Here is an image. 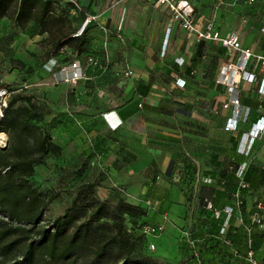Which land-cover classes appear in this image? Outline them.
Returning a JSON list of instances; mask_svg holds the SVG:
<instances>
[{"label": "rangeland", "instance_id": "374dc122", "mask_svg": "<svg viewBox=\"0 0 264 264\" xmlns=\"http://www.w3.org/2000/svg\"><path fill=\"white\" fill-rule=\"evenodd\" d=\"M74 1L79 3L80 0ZM106 1L102 0L103 4ZM111 1L113 0L109 2ZM182 1L187 2L193 9V19L198 26L213 20L224 30L237 31L243 46L254 50L253 46L257 42L262 44L264 36L260 28L264 25V0ZM130 2L134 5L137 1L122 0L119 5ZM147 2L143 1L145 10L136 7L139 13L131 11L127 13V16L135 20L139 28L143 26L146 40L152 42L159 23L154 20L155 8ZM72 10L74 13L71 12ZM12 11L13 9H10L8 13L0 17V90L8 89L7 99L18 92L30 95L34 103L33 110L38 114V117L30 120V123L45 130L52 141L61 147L58 154L49 153L37 160L33 174L27 178V181L37 188L40 197L46 202L49 201L43 210L40 225L50 226L54 218L61 214L75 198L76 209L80 211L86 208L87 215L93 209L92 205L97 202H105L112 207L120 200L132 201V195L122 186L107 185L111 183V179L104 169L92 171L91 166H88L84 160H80V130L73 120L75 115L80 114L77 110L79 100H76V96L80 95V84H68L52 95L53 85L44 82V73L50 72V58H54L59 63L67 59L66 53L71 55L75 53L74 47L78 44V40L74 38L73 20L78 13L74 6L66 2V9L58 11L53 9L56 16L45 22L44 27L47 30L44 32H41L42 25L34 19L28 21L23 27H19L12 18ZM68 14L72 15V20L61 18V15ZM112 36L109 32L97 33L82 40L79 47L80 52L92 53V56L99 59L97 60L102 68L98 72L99 82L95 86L115 94L121 90V79H126L124 72L126 66L124 59L122 60L121 47L124 48L127 42L119 41L120 43L117 42L116 46L109 47L107 43L111 41ZM96 40L102 41L101 45H97ZM104 41L107 43H103ZM110 49L118 62V68L109 71ZM204 50V68L211 72L224 56L219 53L214 44H207ZM181 101L184 99L180 98L176 103L183 105ZM207 118L209 119V115ZM189 126L172 179V185L184 201L183 212L175 220L169 218L166 224L141 219L139 216H124L127 232L132 234V240L135 243L126 264H177L185 255L183 251L186 254L191 253L192 245L189 241H194L195 238L196 241L198 240V242L195 241V249L202 254V260L206 264H222V261L228 258L231 259L229 264L235 262L244 264L242 259L232 254L231 248H238L244 253L248 244L254 247L253 237L260 238L264 233V226H258L252 221L256 211L254 204L264 203V193L260 187H253L240 194L244 204L237 214L243 218L244 223L241 224L236 219L234 222L242 228L241 235L234 241L226 235L218 236L219 220L215 217L214 209H220V207H215L213 203L209 207L208 201L213 199L220 204L232 201L234 192L229 189L226 192L224 184L206 180L208 176L205 172L209 171L207 167L211 166L212 160L216 159L220 152L226 149L232 152L234 147L238 146L240 151L242 147L244 151L247 148V141L245 145L239 143L236 145L235 141H231L230 136L223 131L222 122L214 111L207 124L202 120H196ZM7 142L8 137L0 133V147H6ZM247 155L250 156L249 164L256 174L260 169L263 170L264 164H261L262 160L259 158L260 155L264 157V136L251 145ZM221 161L223 159L216 162L221 163ZM229 162H233L231 158ZM232 181L238 183L235 176ZM215 191L219 194H215ZM85 205L88 206L84 207ZM263 213L264 209L259 212V214ZM0 220L2 221L1 229L29 227L25 221L10 219L1 211ZM145 225H161V230L147 235L142 231ZM20 235V230H12L6 241L16 239ZM239 238H242L241 241ZM151 244L154 248L150 247ZM257 247L258 253L264 252V239L257 240ZM219 249H222V252ZM15 252L7 254V257L0 256V264H16L20 257L10 258ZM214 254L215 259H213ZM119 263L121 261L117 262Z\"/></svg>", "mask_w": 264, "mask_h": 264}, {"label": "crops", "instance_id": "0c3cea01", "mask_svg": "<svg viewBox=\"0 0 264 264\" xmlns=\"http://www.w3.org/2000/svg\"><path fill=\"white\" fill-rule=\"evenodd\" d=\"M109 1L107 0L105 4L102 0L79 1L84 7L85 13L97 16L86 33L80 36V42L97 33L105 34V32L113 35L111 41L103 42L107 43L109 47L116 46L117 42L126 40L127 45L124 48L121 47L122 60L125 61V71L129 67L132 72L128 76L125 75L126 79H121V90L114 94L95 86L99 82L98 72L102 67L100 63V67L87 63L86 57L93 55L92 53L85 51L72 55L66 53L67 59L59 62L63 63L71 60L72 57H78L84 71V79L75 83L80 84V95L76 96V100H79L77 110L80 114L73 117L80 130V160H84L88 166H91L92 171L104 169L111 179V183H107V185L122 186L126 192L132 195L131 203L139 204L145 208L147 212L145 219L166 224L169 218L175 220L179 217L178 215L184 209V201L172 185V179L176 172L180 152L186 141L189 125L196 120H202L207 124L214 111L222 122L223 131L227 136H230L229 139L235 141L236 145L237 143L245 145L247 124H240L238 131L224 130V122L228 116V112L221 108L224 91L223 87L217 85L214 79L225 53L214 70L210 72L204 68V49L207 44L212 45L214 42L198 40L193 33L181 29L178 21L174 23L170 21L169 10L164 7H154L153 0H136V6L133 5V2L119 5L122 0H113L111 3L114 5L111 7ZM143 1H148L155 8L154 20L159 23L152 42L146 40L143 26L139 28L137 22L127 16V13H131V11L139 13L136 7L145 10L146 6ZM123 8H125V13L121 15ZM78 14L73 20L75 23L73 33L76 32L84 17L83 14H79V16ZM53 16H56L54 11ZM61 18L72 20V15H61ZM119 23L122 24V39L115 36ZM168 26H171L168 53L161 57L160 53ZM219 28L223 32L229 31L220 26ZM261 34L264 36L262 32ZM95 42L97 45H101L102 41L96 40ZM263 45L264 39L262 44L257 42L253 46L254 51L264 52ZM206 50L209 51V49ZM109 54V71L115 70L118 68V62L112 55L111 49ZM177 57L183 58V65L179 66L175 62ZM53 60L54 58H50V62ZM52 68L50 72L44 73V82L53 85L54 88L51 92L54 95L55 91L61 90L68 84H53ZM259 75L264 76V69L260 71ZM177 78H181L185 82L184 86L179 87L176 84ZM241 87L240 98L244 104L251 107L249 120L253 121L264 115V97L252 90L250 84L245 80L241 82ZM180 98L188 103L181 101L183 105H179L176 102ZM111 110H114V113L122 120L120 126L115 130L109 129L101 115ZM71 116L73 115L71 114ZM76 121L80 122V126ZM241 149L240 151L238 146L234 147L232 152L227 149L220 152V155L212 160L211 166L207 167L209 171L205 172L208 176L206 180L216 181L222 185L223 177L227 176L225 169L229 158L233 162H239V165H244L245 175L250 167V156L245 154L243 147ZM219 159H223V161L216 162ZM259 159L262 160L261 164H264V157L260 155ZM262 169L264 170V165ZM258 185L257 183L256 187ZM236 187L234 192L237 190ZM258 187L264 191V182ZM212 201L214 206L220 207V209L225 204H230ZM238 212H236V216ZM232 219L234 220L236 217L234 216ZM233 226L239 231L241 230V227L235 225V222H233ZM249 246L250 244H248ZM259 255L262 258L260 259L264 260V252H259Z\"/></svg>", "mask_w": 264, "mask_h": 264}, {"label": "trees", "instance_id": "16d2710c", "mask_svg": "<svg viewBox=\"0 0 264 264\" xmlns=\"http://www.w3.org/2000/svg\"><path fill=\"white\" fill-rule=\"evenodd\" d=\"M55 1L0 0V17L13 9L12 18L19 27H23L28 21L34 19L42 25L41 32H44L47 30L44 27L45 22L54 19L53 9L55 6L53 3ZM65 37L66 35L62 37V41ZM74 38L78 40V44L74 47L75 53H80V36H74ZM214 45L220 54L225 53L223 60H226L225 49L216 43ZM5 90L8 92V89L5 88ZM31 99L30 95L18 92L11 95L7 99L6 106L1 108L0 132L7 135L8 142L6 147H0V211L10 219L19 222L25 221L29 227L0 228V256L7 257V254L16 251L14 256H10L13 259H16L17 256L20 257L16 264H117L120 261L119 264H126L125 262L135 243L132 240V234L127 232L124 216H139L141 219H145L147 212L139 204L120 200L111 207L105 202H97L92 205L93 209L87 215L86 208L80 209V211L76 209L75 198L61 214L54 218L50 226L40 225L43 210L49 201L46 202L40 197L37 188L33 187L27 178L33 174L34 164L37 160L49 153L58 154L61 147L52 141L45 130L30 123V120L38 117L36 111L33 110L34 103ZM242 104L244 103L242 102ZM255 120H249L246 123L247 130ZM257 140L259 139H255L252 145ZM239 166V162L236 161L229 162L226 166L227 176L223 177L226 192L228 189L233 191L236 187L237 184L236 182L233 183L232 179L233 176L236 177L234 173ZM243 178L248 183V188L241 189L239 194H242L244 190L256 187L257 183L258 186L262 185L264 170L260 169L259 173L256 174L254 168L250 166ZM215 194H219V192L215 191ZM212 200L210 203H213ZM227 202L233 203L234 200ZM233 222L234 220L231 219L225 234L232 241L237 240V237L241 235L240 232H242V228L240 231L234 229L236 227L233 226ZM220 223L219 220L218 231ZM105 228L109 230L106 231ZM12 230H20L21 235L7 242L6 239L10 237ZM241 239L239 238V241ZM262 239H264V233L260 238L253 237L254 247L250 244V247L254 251L256 250L254 255L258 260L261 255L258 253L257 240ZM247 249L248 246L244 253L239 249L237 250L239 253L245 254ZM183 253L185 254L184 257L177 264H194L195 259L192 252L186 254L183 251ZM198 253L202 260V254ZM213 256L215 259L216 255ZM230 260V258L224 259L222 264H229ZM202 262L206 264L203 260Z\"/></svg>", "mask_w": 264, "mask_h": 264}, {"label": "built area", "instance_id": "2783aa9c", "mask_svg": "<svg viewBox=\"0 0 264 264\" xmlns=\"http://www.w3.org/2000/svg\"><path fill=\"white\" fill-rule=\"evenodd\" d=\"M66 2L73 5L77 13L84 15L82 23L74 33V36H82L90 28L91 23L96 20L97 16L92 13H85L84 7L74 0H56L53 3L55 10L66 9ZM113 5L110 3L109 6L111 7ZM153 5L154 7L168 9L170 12V21H173V23L178 21L181 29L193 33L198 40L214 42L225 49L227 59L219 65L214 81L224 89V99L221 101V108L228 112V116L224 122V130L230 132L238 131L240 124L248 123L251 112V108L242 104L240 100L241 82L245 80L250 84L251 89H255L259 96L264 97V76L259 75L260 71L264 69V52H256L250 47L243 46L237 31L229 30L223 32L213 20L206 21L198 26L193 19V9L187 2L182 0H153ZM71 12L74 13V10ZM124 13L125 8L122 9L121 15H124ZM121 25V23L118 24L115 33L118 39H122ZM261 32L264 34V26L261 28ZM170 34L171 26H168L160 53L161 57L166 56L168 53ZM86 59L89 65L100 66L96 57L88 55ZM175 62L181 66L184 60L182 57H177L175 58ZM51 68L53 69L51 72L53 84H75L81 79H84L83 67L78 57H72L71 60L63 63H57L53 60L50 64V70ZM131 72V69L127 67L125 75L128 76ZM176 84L182 87L185 82L181 78H177ZM7 95L8 92L5 89L0 90V116L2 115L1 108L6 106ZM101 115L111 130L117 129L122 123V120L114 113V110L102 113ZM76 123L80 126L79 121H76ZM246 134L247 148L245 149V154L247 155L253 141L262 138L264 135V116L258 117L251 123ZM235 175L238 183L237 190L233 194L234 202L224 205L221 209H214L215 217L221 222L218 231L219 237L226 234L230 221L234 216L238 222L243 224V218L235 214L242 207L239 194L240 190L248 188V183L243 178L244 165L238 167ZM208 206L211 207L210 202H208ZM255 209L256 211L253 214L252 221L258 226H264V213L259 214L264 209V203H255ZM159 230H161V225H145L142 231L149 235L155 234ZM189 243L192 245L191 252L195 259L194 264H204L195 249V240H191ZM150 247L154 248V245L151 244ZM232 252L235 256L241 258L245 264H264V260H258L255 257L254 250L250 246L243 255L235 248H232Z\"/></svg>", "mask_w": 264, "mask_h": 264}]
</instances>
